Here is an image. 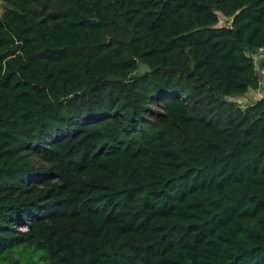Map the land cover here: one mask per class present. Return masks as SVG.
Listing matches in <instances>:
<instances>
[{
  "label": "trees",
  "instance_id": "1",
  "mask_svg": "<svg viewBox=\"0 0 264 264\" xmlns=\"http://www.w3.org/2000/svg\"><path fill=\"white\" fill-rule=\"evenodd\" d=\"M259 47L264 0H1L0 264H264Z\"/></svg>",
  "mask_w": 264,
  "mask_h": 264
},
{
  "label": "built area",
  "instance_id": "2",
  "mask_svg": "<svg viewBox=\"0 0 264 264\" xmlns=\"http://www.w3.org/2000/svg\"><path fill=\"white\" fill-rule=\"evenodd\" d=\"M251 55H253V69L258 83V88L251 91V97L257 99L264 95V66H262V61L264 60V47H259L257 51Z\"/></svg>",
  "mask_w": 264,
  "mask_h": 264
},
{
  "label": "rangeland",
  "instance_id": "3",
  "mask_svg": "<svg viewBox=\"0 0 264 264\" xmlns=\"http://www.w3.org/2000/svg\"><path fill=\"white\" fill-rule=\"evenodd\" d=\"M230 24V19L227 17H224L222 14H219V22L218 25H229ZM146 70V67L144 65H141L139 67V73H142ZM237 101H240L238 99H236ZM33 161H35V158H33Z\"/></svg>",
  "mask_w": 264,
  "mask_h": 264
}]
</instances>
